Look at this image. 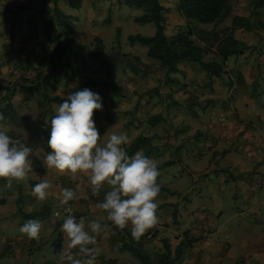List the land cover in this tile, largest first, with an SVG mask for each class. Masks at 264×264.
<instances>
[{
	"label": "crops",
	"instance_id": "obj_1",
	"mask_svg": "<svg viewBox=\"0 0 264 264\" xmlns=\"http://www.w3.org/2000/svg\"><path fill=\"white\" fill-rule=\"evenodd\" d=\"M47 1L42 7L35 0H0V39L6 38L9 42L3 47L48 46L47 37L40 36V31L44 28L41 24L51 17L54 3L64 15L80 20L76 14L62 11L65 2ZM158 1L166 10V35L171 37L186 31L188 24L176 8L177 0ZM115 4V0H82L80 8L74 10L77 15L83 11V25L86 27V18L93 10L100 12L105 7L107 12L116 14L119 5ZM120 6L121 11L128 7L123 3ZM139 16L135 15V18ZM31 26L35 34L30 33ZM111 26L121 28L115 21ZM194 26L207 31L214 27L213 24ZM91 35L101 38L104 44L103 33ZM71 38L82 44L91 41L88 35H80L76 29ZM109 38L114 43L113 36ZM195 41L198 44V38ZM199 45L203 46V43ZM138 50L123 53L137 57L143 63L138 72L128 67L116 69L115 83L121 88L119 95H112L108 88L102 91L100 88H83L95 91L101 97L102 109L96 110L93 116L100 133V144L103 145L113 133L127 134L129 144L124 147L128 153L136 137H154L149 158L157 163L160 172L157 212L168 209L167 214H171L169 209L175 206L166 196L168 189L162 183L164 177L179 173L171 172L170 167L179 161L183 167L198 172V194L191 198L194 204L197 200L193 199L198 197V213L194 214V220L190 218L196 222L198 231L189 230L191 238L197 233L194 237L197 241L182 250L181 264H264V107L252 102L247 92L245 96V85L226 82L224 76L231 78L228 72L220 78L208 79L195 63L182 64L180 73L169 75L173 82L165 84V72L158 68V63L142 51L144 59ZM21 63L19 77L23 75L22 78L28 79L39 73L29 70L32 64L27 58ZM63 83V87L55 86L48 91L54 99L51 103L54 113L70 93L83 90L74 87L71 76ZM39 104L38 92L27 87L17 89L9 103H0V114L4 116L0 124L7 127L13 139H20L32 149L28 159L33 170L26 181H14L11 188L6 186V181H0V264H68L60 259L59 254L64 206L60 205L59 198L64 188L76 192L77 198L72 200V206L78 218H85L86 230L90 231L87 223L92 220H99L102 228L107 225L97 237L96 246L101 249V254L96 264H139L129 252L121 250L118 237H123V233L118 235L106 220V214L94 207L103 201L107 186L98 196H93L87 177L57 175L44 167L43 156L51 150L47 145L50 133L48 136L44 134L42 124H49V116L40 124ZM154 117L158 121H151ZM188 160L198 162V167L190 165V168ZM166 162L173 164L164 167ZM181 176L183 183L186 175ZM45 179L52 187L47 199L39 201L33 196L32 189ZM256 184L262 187L252 193ZM203 192L210 195L207 204L200 200ZM24 214H34L35 217L24 219ZM28 220L41 223L39 239L28 240L19 232ZM158 223L153 229H160L159 234L164 233L167 228L163 229ZM126 229L130 232V227ZM143 250L146 251V247Z\"/></svg>",
	"mask_w": 264,
	"mask_h": 264
},
{
	"label": "clouds",
	"instance_id": "obj_2",
	"mask_svg": "<svg viewBox=\"0 0 264 264\" xmlns=\"http://www.w3.org/2000/svg\"><path fill=\"white\" fill-rule=\"evenodd\" d=\"M102 109L101 97L90 89L70 93L55 109L50 118V136L47 141L49 153L44 154L42 163L47 171L57 175L78 174L87 177V184L93 196H98L107 186L103 201L95 209L106 214V220L119 230L130 227L131 236L138 240L147 230L158 223L157 198L161 185L157 182L160 172L157 163L138 150L128 155L125 145L129 144L127 134L113 133L103 145L100 133L93 119L94 112ZM4 120L0 114V121ZM32 149L13 139L8 129L0 124V179L11 188L13 182H23L32 172L28 159ZM52 185L48 180L35 184L32 194L39 201L49 195ZM77 198L76 192L64 188L60 193V205H67ZM63 220L60 231L66 239V247L60 259L68 264H96L101 254L97 237L102 228L99 220L87 223L71 214V208ZM59 215V213H57ZM42 225L28 220L19 232L28 240L39 239Z\"/></svg>",
	"mask_w": 264,
	"mask_h": 264
},
{
	"label": "trees",
	"instance_id": "obj_3",
	"mask_svg": "<svg viewBox=\"0 0 264 264\" xmlns=\"http://www.w3.org/2000/svg\"><path fill=\"white\" fill-rule=\"evenodd\" d=\"M56 2L57 0H50ZM72 9H79L82 0H61ZM229 0H177L176 8L185 18L188 24L186 31L178 32L175 36H167L166 30V15L165 8L158 0H121L128 7H136L142 9L144 14L134 18V22L153 23L155 33L153 36L146 37L139 34L129 35L127 41L129 44H139L147 48L146 55L148 58L158 63V68L165 72V84L173 82L169 78L170 74L180 73V66L185 63H195L206 74L208 79L220 78L224 74L223 65L231 57L241 56L244 51L250 49V46L234 38L230 33L226 36H219L217 32L199 30L194 25H210L219 24L228 15ZM55 4V3H54ZM253 8L258 9L264 6V0H251ZM70 17L64 15L58 6L55 4L53 13L44 26V31L47 37L48 52L44 58L45 70L44 73H37L33 81L27 82L23 80L20 88L27 87L30 91H37L40 100V124L44 123L46 116H49V124H42L45 127L44 134L50 133V118L55 115L51 108L53 97L48 94V91L55 88V85L64 82L68 76H73L79 70L78 64L84 63L86 58L87 47L92 43V56L97 61L99 69H105V79L97 81L95 79L87 80L82 86L83 88H100V91L108 88L112 95H119L121 88L116 85V69L119 66L128 67L131 71L138 72L143 63L139 58L134 57L133 62L127 61L125 66L122 61L130 58V55L122 52L116 53L111 59L105 53V46L99 37H94L93 41L88 44H82L73 38H67L72 30L69 26ZM231 27L233 29H242L247 32H257L259 29H264V24L260 23L256 26L244 17L234 16L232 18ZM32 33L35 34L34 27L31 26ZM116 37L114 43L116 47H120L119 32L116 29ZM231 32V30H230ZM195 34L198 40L203 43L200 46L194 40ZM212 53L215 60L205 61L204 56ZM67 57L73 59L74 64L68 62ZM133 57V56H131ZM218 59V61H217ZM111 60H114L111 62ZM47 61V62H46ZM138 61V64H135ZM139 62L141 64L139 65ZM138 66V67H137ZM46 72V73H45ZM239 85H242V78L238 75ZM28 83V84H27ZM0 90L5 92V101L9 103L10 97L16 92V88L5 86L0 83ZM158 118H151V121ZM153 136L140 135L135 138L128 148V155H133L138 150H142L144 155L149 157L152 152L151 141ZM173 162H166L163 166H170ZM0 181H5L0 179ZM177 216V209L173 206L172 217ZM25 218H34L35 215H23ZM111 224V222H109ZM118 235L123 233L126 235L125 240L122 236L118 237L121 243V250L129 252L134 256L139 264H174L181 258L182 250L190 247L197 239L189 237V232H184L182 238L179 239L174 247H171L167 239L162 240V251L155 260H152L149 254L144 251L138 240L131 236V232L127 229L119 230L115 226ZM138 241V242H137ZM60 247V244H59Z\"/></svg>",
	"mask_w": 264,
	"mask_h": 264
},
{
	"label": "rangeland",
	"instance_id": "obj_4",
	"mask_svg": "<svg viewBox=\"0 0 264 264\" xmlns=\"http://www.w3.org/2000/svg\"><path fill=\"white\" fill-rule=\"evenodd\" d=\"M35 2L38 5L44 7L46 5L45 3L49 1L35 0ZM115 3L119 5V9L118 11H116V14H113L110 11L107 12L106 9H104L105 7L102 8L100 12H96V10H93V13H91L86 18L88 21V24H85L86 27H84L83 25V22L85 20L83 21L84 16L82 10L77 15L74 9L69 8L65 3H63L62 11L67 14H76V17H78L80 20L70 18L69 26L73 32L74 29H76L79 31L80 35H88L91 39L90 42H92L94 37H96H93L92 35L90 36L91 33H103L105 39V53L111 56V59H113V55L116 53H126L128 50L136 51L137 49H139L138 52L145 59L144 52H147V48L139 44H129L127 41V37L129 35L136 34L146 37L153 36L155 33L154 24L134 22L135 15H143L144 11L136 7H127L129 9L125 8V11H121V0H115ZM228 7V15L224 18L223 21L215 25L209 31H215L221 37L232 33L235 39L250 46V49L244 51L241 56L231 57L227 60V62L223 65V69L225 73L228 72L230 74L231 78L226 76H224V78L228 83L231 82L239 85L238 75L241 76L242 84L245 85V96L247 92L248 97H250V100L252 102H255L256 105L264 107V29H259V31L257 32H247L243 31L242 29H233L231 25L227 27V24H231L230 22H232V18L234 16L244 17L248 19L250 23L254 26L260 23L264 24V6L262 8L255 9L251 5V0H229ZM112 21H115V24H120L121 28L111 26ZM47 23L48 20L42 23V28ZM117 28L120 29L118 37L120 42L119 48L116 47L115 43H112L111 39L109 38L110 36H113L114 41V38L116 37ZM43 29L42 31H40V36H46V33ZM87 29L89 32L86 31ZM199 30L202 29L198 27V29H196V32H199ZM30 33H32V31H30ZM70 36L72 37V33L67 38H71ZM196 36L197 35L195 34V36L193 37L194 40L197 39ZM199 43L201 42L198 40V45ZM5 44H9L8 40L6 38L0 39V83L2 85L10 86L12 88H16L17 90L20 89V86L22 84H24L22 82V79L27 80V82L33 81L35 79V75H32L28 79L22 78L21 76L23 75H20L19 77V67L23 65L21 62H23L25 58H27L28 61H30L32 64V68L29 70L44 73V58L48 52L49 47H47L46 49L45 45H41L40 48H31V46L26 45L25 47H13L11 45L10 47L5 48L3 47ZM85 46L87 47V50H85V62L79 63L77 65L79 70L76 72V74L71 76V81L74 82V87L76 89H83L82 85L87 80L95 79L98 81L100 79H105V69H99L97 61L92 56V43H90V45L88 44ZM36 50L39 52L37 53ZM23 55H25L26 57H24ZM215 59L216 57H214V54L212 53H209L204 56L205 61ZM67 60L68 62H70V64H74V61L73 59H71V57H67ZM133 60L134 57L130 56V58H128L127 60L122 61V65L125 66V64H127V61L133 62ZM113 61L114 60H111V62ZM135 64L137 65L138 61H135ZM140 64L141 62H139V65ZM119 67L124 68L122 66ZM63 85L64 83L62 82L55 86L56 88H61L63 87ZM94 93L96 92L94 91ZM1 102L6 101L5 96H3V91L0 90V103ZM193 107L194 106H191V108ZM195 107L198 108V105H195ZM188 133L190 132H187L186 134ZM190 134L193 135L192 133ZM196 137L198 136L196 135ZM188 165L190 168L191 166L195 168L198 167V162L188 160ZM169 169L171 170V172L178 171L180 173H176L174 175L171 174L170 178L164 177L165 179L162 181L164 187L168 189L166 196H168V198H170L171 201L175 204V207L177 209V216L175 217V219H173L172 213L167 214L168 209H162L161 212H157V215L161 219V222L158 223V225L163 227V229L167 228V230L164 231V233L159 234L160 229L154 230L153 228H151L144 235H142V237H140L139 244L141 248L143 249L144 247H146V252L148 251V254L152 260H155L157 256L161 253L163 249V239H167L170 246L174 247L179 241V239L182 237V234L184 232H189L190 228L196 229V231H198V228L196 227V222L194 223V221H191V219H195L194 214L198 213V197L193 199L195 201L197 200V203L192 204L191 200L193 196L198 194V172L196 170L193 172L188 167H183L182 163L180 164L179 161L177 162V164H175V166L170 167ZM181 175H186L183 183L181 182L183 180ZM261 187L262 186H260V188L256 190L259 191ZM251 192L253 193L256 191L251 190ZM202 196L203 199H200L201 202L207 204V202L210 201V195H206V193L203 192ZM173 203L171 204L174 205ZM170 210L173 212L172 208H170L169 211ZM168 217H170V219H168ZM192 225H194V227ZM196 234L194 233L192 237L193 239L194 237H196ZM123 237L126 240V236L124 234ZM129 256L133 260H135L134 256H132L131 254H129ZM181 263L182 260L180 258L179 261L174 264Z\"/></svg>",
	"mask_w": 264,
	"mask_h": 264
},
{
	"label": "built area",
	"instance_id": "obj_5",
	"mask_svg": "<svg viewBox=\"0 0 264 264\" xmlns=\"http://www.w3.org/2000/svg\"><path fill=\"white\" fill-rule=\"evenodd\" d=\"M260 188V184H256L252 187V190L255 191L256 189ZM66 208H71V214L74 215L77 220H79L77 213L74 211L73 206H72V200L69 201V203L67 205H64L62 210H61V214L64 218L66 217V215L68 214L65 209ZM66 247V239L64 237V234L61 232V236H60V248H59V254L61 253V251Z\"/></svg>",
	"mask_w": 264,
	"mask_h": 264
}]
</instances>
